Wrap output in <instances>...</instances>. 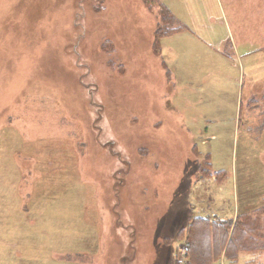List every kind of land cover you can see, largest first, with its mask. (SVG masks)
<instances>
[{
  "label": "rangeland",
  "instance_id": "rangeland-1",
  "mask_svg": "<svg viewBox=\"0 0 264 264\" xmlns=\"http://www.w3.org/2000/svg\"><path fill=\"white\" fill-rule=\"evenodd\" d=\"M159 1L192 33L155 54L158 3L0 0V264H169L264 203V0Z\"/></svg>",
  "mask_w": 264,
  "mask_h": 264
},
{
  "label": "trees",
  "instance_id": "trees-1",
  "mask_svg": "<svg viewBox=\"0 0 264 264\" xmlns=\"http://www.w3.org/2000/svg\"><path fill=\"white\" fill-rule=\"evenodd\" d=\"M95 2L96 7L93 10L100 12L102 8L99 6H102L103 0ZM143 2L146 5L158 3L161 6L160 22L154 32L153 43V51L158 54L160 39L181 29L182 26H175L178 23L177 19L159 0ZM113 47L110 41H105L102 45L103 50L109 52ZM205 172H208V176L211 174L208 169L201 167L198 177H202ZM216 174L222 175L221 178L219 175L215 178L217 182H221L225 175L224 171ZM177 238L183 240L180 256L176 253L169 264H219L222 260L237 261L240 254H263L264 203L247 211L238 209L235 218L230 219L191 216L186 227L178 232Z\"/></svg>",
  "mask_w": 264,
  "mask_h": 264
},
{
  "label": "crops",
  "instance_id": "crops-1",
  "mask_svg": "<svg viewBox=\"0 0 264 264\" xmlns=\"http://www.w3.org/2000/svg\"><path fill=\"white\" fill-rule=\"evenodd\" d=\"M172 13V12H171ZM173 14V13H172ZM174 15V14H173ZM176 18V17H175ZM177 19V18H176ZM177 24L175 25V26H178V25H181L182 26V28L181 29H179V30H176V31H173L172 33H170V34H168V35H166L165 37H163V38H161L160 39V45L162 44V41L165 39V38H170V39H173V38H175V37H179L182 33H185V32H190V33H192V31L190 30V28H189V26L187 25V24H185V23H181V21H179L178 19H177ZM172 27V26H171ZM232 48V46L230 47V49ZM160 51H161V47H160V49H159V53H160ZM158 53V54H159ZM226 57H228L227 55H225ZM223 58V63L224 62H226L227 61V59L229 58ZM238 58H239V56H237ZM230 61H233V60H231V59H229ZM239 63H240V61H239ZM231 64V63H230ZM225 65V64H224ZM225 70L226 71H224L223 69H221V70H219V76L223 73V74H226L228 71V68H227V65H225ZM241 72H243V70L241 69L240 71L238 70V72L236 71V77L237 78H239V76H240V74H241ZM257 72V74H254L255 72H253L251 69L250 70H247L246 71V73H247V76L249 77V81H248V83H247V89L245 90V93H246V97L248 98V103L250 102H253L251 99L253 98V96H254V85H252V83H254L255 84V80H253V78L254 77H256V76H258L259 74L258 73H261V75L262 74H264L263 73V69H261V71H256ZM238 73V74H237ZM220 78V77H219ZM262 83L264 82V78L262 79V81H261ZM220 87H218V91H220L222 94H227V91L225 90V88H224V86H223V84H222V81H221V79H220ZM238 85H239V79L237 80V87H236V89L235 90H233L235 93H236V97H235V107H236V105H237V101H238V96H237V92H239V90H238ZM241 104V103H240ZM237 108H238V105H237ZM236 116V111H235V113H234V117ZM248 118H250V117H248ZM236 213V212H235ZM236 215V214H235ZM233 218H235V216L233 217ZM222 264V263H221Z\"/></svg>",
  "mask_w": 264,
  "mask_h": 264
}]
</instances>
